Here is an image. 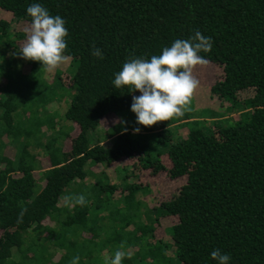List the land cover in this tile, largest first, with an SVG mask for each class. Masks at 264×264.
Instances as JSON below:
<instances>
[{
    "label": "trees",
    "instance_id": "obj_1",
    "mask_svg": "<svg viewBox=\"0 0 264 264\" xmlns=\"http://www.w3.org/2000/svg\"><path fill=\"white\" fill-rule=\"evenodd\" d=\"M34 2L66 21L70 81L66 88L29 61V74L4 86L0 55V264H70L75 256L78 264H108L117 250L122 264L168 263L166 252L176 264H213V249L230 254L231 264H264V0H0V54L22 38L11 25L30 24L26 9ZM195 30L212 39L206 57L223 72L209 93L237 117L200 128L202 120L184 114L137 125L138 134L136 127L111 133L115 125L98 133L102 120L130 110L139 95L112 86L123 63L159 55ZM244 91L253 96L238 101ZM184 126L186 136L176 137ZM121 161L137 174L182 181L147 223V203L136 199L145 189L95 170ZM81 194L84 206L60 205ZM162 218L176 221L167 241L157 235Z\"/></svg>",
    "mask_w": 264,
    "mask_h": 264
},
{
    "label": "clouds",
    "instance_id": "obj_2",
    "mask_svg": "<svg viewBox=\"0 0 264 264\" xmlns=\"http://www.w3.org/2000/svg\"><path fill=\"white\" fill-rule=\"evenodd\" d=\"M26 16L30 18L29 34L22 48L13 55L24 61L37 62L51 73L68 60L66 21L60 15L50 14L38 2L27 7ZM212 47V39L195 30L187 39H175L170 46L163 47L159 55L147 59L131 56L123 63L111 83L117 90L139 93L132 96L130 106L138 126L148 128L158 122L179 118L189 110L191 97L198 87L192 72L197 66L208 63L206 54L212 51ZM90 52L94 58H104L100 48L93 46ZM141 127L134 128L133 134H138ZM66 200L72 206L86 204L83 194L66 197ZM124 257L125 253L117 250L108 264H122ZM79 260L80 257L75 256L70 264H78ZM210 260L213 264H231L232 258L220 249H213Z\"/></svg>",
    "mask_w": 264,
    "mask_h": 264
},
{
    "label": "rangeland",
    "instance_id": "obj_3",
    "mask_svg": "<svg viewBox=\"0 0 264 264\" xmlns=\"http://www.w3.org/2000/svg\"><path fill=\"white\" fill-rule=\"evenodd\" d=\"M4 15L0 12V20H4ZM30 24L24 23V22H17L14 21L11 25V32L12 34H18L22 36L21 39L17 38L15 42H13L12 47H4L2 50L1 56H4V86L7 84L6 82H13V81H19L21 78L23 79L26 75L29 74L30 64L29 61H24L22 59H19L17 56H14L13 53L15 51H19L29 32ZM19 36V37H21ZM19 39V40H18ZM0 63H3L2 61ZM10 63V64H9ZM69 60H67L62 66L57 68L55 71L49 73L45 72V76L51 79H58L61 81L62 85H64L66 88L69 85L70 81V65ZM10 66V67H9ZM73 70V69H71ZM193 77L198 81V87L193 92V95L191 97V103L188 106L189 110L185 111L184 114H187L191 119L193 120H202L200 128L208 127L209 125L213 124V119L216 118V120L221 119H235L238 115V112L230 110V105L224 101L218 100L216 97H212L210 95V87L220 80L223 76V72L221 67L217 66L216 64H213L211 62H208L204 66H197L193 72ZM25 80V79H24ZM27 82V81H25ZM72 91L67 90V93L69 97L75 92V87L71 88ZM253 96V93L251 91H244L239 94L238 101H242L248 98H251ZM69 100V99H68ZM68 100H65V102H68ZM65 102L60 105L55 104L53 106L49 107V112H53V110L59 109L62 110L61 115H63V112L66 111L67 106L65 108ZM57 107V108H56ZM53 115V114H52ZM49 116V117H52ZM59 117V114H58ZM120 120V122H119ZM192 121V120H191ZM115 125V128L111 129ZM137 124L135 123V116L133 113L128 111L121 112L118 114L117 117H107L104 120H102L99 128L98 133L101 135L104 131L110 130L113 132H116L117 130H120L123 127H129L134 128ZM73 130H68L66 132L70 133V137H68L66 140L62 141V144L64 148L67 150L70 146V139L75 137L78 133V128ZM189 127H181L179 131H177L178 135L176 137H185L187 134V130ZM174 131V129H172ZM109 131V133H110ZM37 151V150H36ZM15 153V149L12 147L10 148L9 156H13ZM123 168V169H121ZM95 170L99 173L103 172L107 175L110 182L118 183L121 182L123 185L126 184H137L142 186L145 191L140 192L137 194L136 199L141 200L143 199L144 203H147V207L149 208L148 212H142L143 214V221L147 223L153 216H157V211L154 209H151L152 207H157L160 202L169 201L172 197H174L177 194V188L182 184V181H171L167 174L165 172L160 173L158 176H151V174L148 171H140L138 174L136 172L131 171L132 168L130 167V163L128 161H121L118 164L111 165L109 167H95ZM93 170L94 172H96ZM38 174V172H37ZM36 175V174H35ZM125 176H128V181ZM122 179V180H121ZM121 180V181H120ZM43 186V185H42ZM42 186L37 185L36 192L41 190ZM120 191V190H118ZM115 198H119V192L116 193L114 196ZM62 202H66L65 198H62V201L60 202V205H62ZM143 208V206H142ZM146 208V207H145ZM161 226L159 227L157 235L158 238H162L163 240H169L167 236V229L174 225L176 221L171 218H162ZM166 258L168 260V263L164 260L163 257H159L156 260L152 259H140L138 262L135 261L134 264H176L174 261V257L171 253L166 252ZM164 255V256H165Z\"/></svg>",
    "mask_w": 264,
    "mask_h": 264
},
{
    "label": "crops",
    "instance_id": "obj_4",
    "mask_svg": "<svg viewBox=\"0 0 264 264\" xmlns=\"http://www.w3.org/2000/svg\"><path fill=\"white\" fill-rule=\"evenodd\" d=\"M75 129V127H73ZM73 130V129H72Z\"/></svg>",
    "mask_w": 264,
    "mask_h": 264
}]
</instances>
